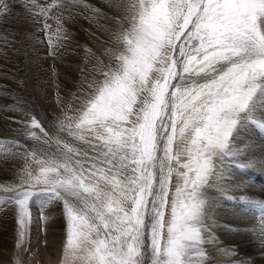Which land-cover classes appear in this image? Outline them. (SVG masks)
Wrapping results in <instances>:
<instances>
[{
	"label": "snow or ice",
	"instance_id": "6c2138e0",
	"mask_svg": "<svg viewBox=\"0 0 264 264\" xmlns=\"http://www.w3.org/2000/svg\"><path fill=\"white\" fill-rule=\"evenodd\" d=\"M19 2L41 31L55 21L57 41L67 29L53 10L86 6ZM15 4L0 0V21ZM123 7L117 48L78 105L63 106L51 127L36 116L21 121L39 147L19 145L25 165L18 182L0 185L10 193L0 200L16 206L21 248L31 204L61 201L65 264H206L210 181L226 159L254 168L237 137L248 126L264 131V0Z\"/></svg>",
	"mask_w": 264,
	"mask_h": 264
},
{
	"label": "rangeland",
	"instance_id": "374dc122",
	"mask_svg": "<svg viewBox=\"0 0 264 264\" xmlns=\"http://www.w3.org/2000/svg\"><path fill=\"white\" fill-rule=\"evenodd\" d=\"M38 2L41 4H45V3H47V4H53V3L60 4L61 0H38ZM64 2L67 4V0H64ZM103 2H104V0H103ZM109 2H111L112 4ZM113 2L111 0L108 1V3L105 1V3L109 4V10L105 11L104 13L106 15L109 13L107 16L108 17L110 16L109 17L110 21L114 24L112 25L109 22L111 24V26L106 27V25L102 22L99 24L100 28L95 26V27H93L92 30L91 29L88 30L89 37H88V41L86 42V48L87 49L92 48V45L95 46L94 42H96L98 44V46L104 47V50H105V51H103L104 54L102 53L103 59L105 61L104 64L108 63L109 56L117 48V45L115 43V36H116V32L118 31V29L120 27V22L117 19V17H124L125 15H127V12L123 6L128 3V0H113ZM117 3H119L121 5L120 8H117L115 6ZM85 5L87 7L86 6L84 7V5L68 6L67 9L68 8H70V9L69 10L66 9V12H65V10H62V9L61 10L60 9H54L53 11H54V13L56 12L55 14H57V15H59L60 12L63 11V22L65 25V23H66L65 20L68 19V21H71L73 19L72 16H74V15L76 16V14H80L81 11H85L86 15L91 14L90 13L91 10L89 8L90 5L89 4L88 5L85 4ZM69 13L72 14L70 17H68ZM74 13H76V14H74ZM25 17H28L27 13L24 11L23 6L19 2V0H16L15 7L13 9V14L10 17H8L6 21H0V41H1L0 42V53H1L0 56L2 59H4V60H1V62L3 61L5 64L3 66V65H1V62H0V82L2 83V88L0 91V98L10 99V102L15 103V105H11L9 107V110H14L16 107L18 108V109L17 108L15 109V111L17 113L16 119H18L20 122L21 121H28L31 116H36L40 121L45 122L48 125V127H51L52 123L55 122L56 118L61 115L60 110L63 106L69 105V104L78 105L79 99H81L83 97L84 91L87 89L88 84L94 80L95 74H93L91 72V70L89 69L88 60L84 55H81L82 58L84 59L83 64H87V66L85 68H80L79 69L80 72L70 71L69 69H65V68H59V66L57 68L48 70L47 75L49 77V84H47L46 87L48 89H50V91H51L50 96L54 97L55 104L57 105V107L59 109L58 115H55L53 117L48 115L46 110L44 109L42 103L40 102L41 101L40 96H38V94H37V92L39 91L37 89L39 84H37V83L40 82L41 74L43 72L42 71L40 73L39 71L36 72V70H35L36 68L39 69V67H37V65H35L37 63V60L34 58V56L37 53L36 52V46H38V43L32 44V42L34 41V39L36 40L35 37L37 34L35 36H33L34 39L32 38V34L31 35L29 34L31 32L30 30H33V28H31L27 24V20L25 19ZM89 18H94V17L91 14V15H89ZM16 19L17 20L20 19V21L17 22ZM22 21H23V23H22ZM104 21H105V19H104ZM10 23H12V25ZM47 23L48 24L51 23L50 25H52V26L56 25L55 21L51 20V19H49V21H47ZM29 24L31 25L30 21H29ZM103 25H105V26H103ZM38 26H39V24H38ZM64 27L70 28L68 24L65 25ZM96 30H100V32L97 33ZM103 31L107 32V33H104ZM33 32H34V30H33ZM101 32H103L104 37L100 36ZM111 33H114V34L112 35ZM43 35H44V33H43ZM47 37H48V35H46L45 38H47ZM47 40L48 39L45 40V43L47 45L46 46L47 50H45L43 52L45 53L46 56L53 57V55L55 53L53 51L55 49V46L51 45ZM90 41H92V42H90ZM87 49H85V51H87ZM33 59H35V61ZM94 69L95 68L92 67V70H94ZM35 73H37V74H35ZM60 79L66 80L68 82V86H64L61 83ZM72 79H74V81ZM97 79L98 80L101 79V76L99 74H98ZM43 80H42V82L44 83L45 79L43 78ZM71 85H72V87H70ZM3 87H4V89H3ZM2 90L5 92H2ZM67 96H69V97L67 98ZM38 97L40 98V101H39ZM24 105H25V108H24ZM18 115L22 116V117L20 118V117H18ZM22 130L24 131V125L23 124H22ZM20 140H22L24 143H28L27 140L24 138H20ZM236 142L239 145L240 153H244L247 157H250L253 160L257 159L260 161V163H262V161H264V131L259 130L255 126H248L241 132L240 136L237 137ZM28 147H31V146H28ZM35 147H39V145H35ZM12 157H13V159L11 160L12 163L8 164V171L10 173V179L8 180V179L0 178V185L5 186V187L10 185V184L18 182V179H19V176L21 173V169L25 165V160L21 159L20 154H18V156L16 154H13ZM225 161H227V160H225ZM225 161L223 162L224 164L226 163ZM217 163L220 165L219 161H217ZM229 165H231V164H229ZM217 177H218V175L216 176V178ZM212 179L210 181V184L207 188V193H206L208 200H210V197H211L210 192H209V188L212 185ZM214 181L215 180H213V182ZM256 190H254V192L250 196H248V198H247V201L251 205H254L256 202H264V191H262V192L258 191L259 192L258 193ZM260 193H262V194H260ZM3 195L4 196L10 195V193H6L4 191V187H0V196H3ZM208 200H207V210H208L207 213H209V201ZM1 203L4 204V208L0 207V216H1L0 217V229H2V231L5 234H7L9 237L4 235L3 232H2V234H0V245H2V248L4 250L6 249V247L8 248L5 251L7 253V250H8L7 257H6V255L5 256L2 255L3 259L1 257V259H0L1 263L0 264H18V261H19V264H31L30 256H31L32 251L35 248H36V250L34 251V253H36V255L38 253L37 256L35 255L36 257H38V259L36 258V261L34 260L33 264H58V262H59V264H65L66 258H65L64 244H65V239H66V221H65L63 204L61 201H52V202L47 203L43 206L39 202H33L31 204V206H30L31 222L27 228V234L24 238L22 248L17 247V238H18L19 226L17 223L16 206L12 203L5 202L3 200L1 201ZM252 210H254V208L249 209V212H244L243 216L246 215L245 216L246 219L249 217L254 218V214H253L254 211H252ZM54 215H57L56 217H58V215H59V217H61L60 219L62 221L58 220L60 222V226L58 227V228H60L59 232H58L59 241H57L56 243H54L52 245V242L48 241V239L54 240V236L53 237L50 236L47 240H45V239L48 237L47 235H48V232L50 231L49 229L50 228L55 229L53 221H51V219H53ZM2 218H6L7 220L4 219V221H3V220H1ZM240 218H241V215H240ZM261 218L262 217L259 218V225H257L256 227H254L251 224H247L246 226H248L249 227L248 229L251 230L250 231L251 233L249 232L250 234L248 235L249 239L251 241H253L255 247L258 246L257 248L264 250L263 244H261L260 246L258 245V242L259 241L261 242V239H260V236H261V226H260L261 225V223H260ZM211 222H212L211 216L207 214L206 219H205V224L207 226V230L204 233L205 238H206V242L204 244V248L206 250V264H215L213 262L214 257L212 255L214 252H212V251H213V248H215L217 246H221L225 249H228L226 251L229 252V254H233V255H230V258L234 257L233 258L234 260L241 261L238 264H248L249 259H247V257H249V256H247V254L244 253L245 255L244 254L240 255L239 252L235 249L234 245H231V244H229L228 246L221 245V243H223V241L219 240L218 238L221 234H223V230L221 228L216 229L214 226H212ZM234 227H236V228L238 227V229H241L242 225L241 226L236 225ZM234 232L236 233L237 230H235ZM10 238H11V241L14 240L13 244H10V241H9ZM5 239H6V241H5ZM2 241L4 244L2 243ZM46 242L49 245H47ZM215 243H220V245H218V244L216 245ZM50 245H52L51 249L49 248ZM54 245L56 247L57 246L58 247L57 248L53 247ZM30 246H32V248ZM59 246H61V248ZM43 247H44V249L46 248L47 250L43 251ZM40 248H42V249H40ZM57 249H61V250H57ZM231 250H233V251H231ZM39 251H41V252H39ZM56 251L59 253V255L55 254V253H57ZM44 252H46V253H44ZM42 253H43V256L40 255ZM49 253H50V255H48ZM25 258H28V259H25ZM60 258H61V260H60ZM259 261L261 262V264H264L263 258H261ZM223 263H226V262H223ZM231 263L233 264V262H231ZM70 264H79V261H71Z\"/></svg>",
	"mask_w": 264,
	"mask_h": 264
},
{
	"label": "bare ground",
	"instance_id": "6f19581e",
	"mask_svg": "<svg viewBox=\"0 0 264 264\" xmlns=\"http://www.w3.org/2000/svg\"><path fill=\"white\" fill-rule=\"evenodd\" d=\"M105 1L108 3V1H110V0H104V2H103V0H84L85 4L90 5V7H89L91 10L90 13L93 15L94 18H89V15H91V14L86 15L85 11H81L80 14L74 13V14H76V16L75 15L72 16L73 17L72 20L69 18L71 21H68V19L65 20V22H66L65 25L68 24L70 27V28H66L67 29V39H63L60 41H57V37L53 34V32L56 28V25L52 26L53 32L41 31L40 29L43 27L42 23H40L38 26V24L33 23L31 18H29V16L25 17V19L27 20V24L31 28H33V30H34V32H33V30H30L32 33L29 31L30 32L29 34L30 35L32 34L33 39H34L33 36H35L37 34L35 37L36 40L34 39L35 42L34 41L32 42V44L38 43V46H36V52L37 53L35 52L36 55L34 56V58L37 60V63L35 65H37V67H39V69L36 68L35 70H36V72L39 71L40 73L43 71L41 74L40 82L37 83V84H39L37 87V89L39 90L37 92V94H38V96H40L41 101H40V98L39 97L38 98H39V101L42 103L44 109L46 110L47 114L50 115L51 117L58 115L59 109H58L57 105L55 104L54 97L50 96V92H51L50 89H48L46 87V85L49 84V77L47 75L48 70L57 68L59 66V68H65V69H69L70 71L80 72L79 71L80 68H85L87 66V64H83L84 59L82 58L81 55H84L88 60L89 69L91 70V72L93 74H95L94 80H98L97 78H98L99 73L96 71V69L100 66L101 62L105 63V61L103 59V54H104L103 51H105V50H104V47L98 46V44L96 42H94L95 46L92 45V48L87 49L86 48V42L88 41V37H89L88 30H90V29L92 30L93 27H95V26L100 28L99 24L102 22L106 25V27H109V26H111V24L112 25L114 24L110 21V18H109L110 16L109 17L107 16L109 13L107 12L108 13L107 15L104 13L105 11L109 10V4L105 3ZM111 1L113 2V0H111ZM109 3H111V2H109ZM69 9L70 8H68L67 10H69ZM65 12H66V10H65ZM71 15L72 14L69 13L68 17H70ZM104 19H105V21H104ZM28 20L31 22V25L29 24ZM18 21H20V19L17 20V22ZM22 23H23V21H22ZM10 24L12 25V23H10ZM105 25H103V26H105ZM96 31H97V33L100 32V30H96ZM103 32L100 33V36H102V37H104ZM43 33H44V35L45 34L48 35V37L45 38L46 35L44 36ZM104 33H107V32H104ZM111 34L113 35L114 33H111ZM46 39H48L47 41L51 45L55 46L56 50H55L53 57L46 56L45 53L43 52V51L47 50V48H46L47 45L45 43ZM90 42H92V41H90ZM57 43H59V45H60L58 48H56ZM85 49H87V51H85ZM35 59H33V60L35 61ZM1 60H4V59H2L0 56V62H1ZM2 62H1V65L4 66L5 64H4V62L3 63ZM92 67L95 69L92 70ZM35 74H37V73H35ZM43 78L45 79L44 83L42 82ZM72 80L74 81V79H72ZM60 81L64 86H68V82L66 80L60 79ZM70 87H72V85ZM1 88H2V83L0 82V91H1ZM3 89H4V87H3ZM2 92H5V91L2 90ZM68 97L69 96H67V98ZM11 105H15V103L10 102V99L0 98V141L17 140L19 142V144H12V145L0 144V178L8 179V180L10 179V173L8 171V164L12 163V161H11L13 159L12 155L16 154L18 156V154H20L21 159L24 160V157H23L24 148L19 147V145L20 144H22V145L27 144L28 146H31V147L35 146L33 141L29 140L26 137L25 132L22 130V123L18 119H16L17 113H16L15 109L17 107L14 110H9V107ZM24 108H25V105H24ZM60 112H61V110H60ZM18 117L21 118L22 116L18 115ZM20 138L26 139L28 143H24L22 140H20ZM240 156L241 157H247L244 153H240ZM247 158L254 162V164H255L254 168L239 167V165L244 164L246 162L244 159H239V158L235 159V160L226 159L227 160V161H225L226 163L225 164L223 163L222 165L219 166L218 177L217 178L213 177L212 185L209 188V192H210L211 197H210V200H208L209 201V213H207V214L211 216L212 226H214L216 229L221 228L223 230V234H221L218 238L219 240L223 241V243H221V245H223V246H228L229 244L234 245L235 249L239 252L240 255L245 253V254H247V256H249V257H247V259H249L248 264H261V262L259 260L261 258L264 259V250L257 248L258 246L255 247L253 241H251L249 239L248 235L251 233L250 232L251 230L248 229L249 227L246 225L251 224L254 227H256L257 225H259V218L264 217V213L261 212V202H256L254 205H251L247 201L248 196H250L254 192V190L257 189L256 190L257 192L258 191L259 192L264 191V162L260 163V161L257 159L253 160L250 157H247ZM229 164H231V165H229ZM213 180H215V181L213 182ZM244 185H248V186L246 187ZM260 194H262V193H260ZM241 196H245L247 198L242 200V199H240ZM229 197H232V198L230 199ZM1 201L2 200H0V207L4 208V204H2ZM252 208H254V210H252V211H254V213H253L254 218L249 217L246 219V217H245L246 215L243 216V213L249 212V209H252ZM240 215H241V218H240ZM56 216L57 215H54L55 218L53 217V219H51V221H53L55 229L50 228L49 229L50 231L48 230L49 231L48 235H47L48 237L45 239V240H47L50 236L51 237L54 236V240L48 239V241L52 242V245L54 243H56L57 241H59L58 232H59L60 228H58V227L60 226V222L58 220H61L60 219L61 217H59V215H58L59 218ZM4 219L7 220L6 218H2L1 220L4 221ZM236 225L237 226L242 225L241 229H238V227L237 228L234 227ZM235 230H237L236 233L234 232ZM2 232H3L2 229H0V234H2ZM4 235L9 237L5 233H4ZM5 241H6V239H5ZM9 241H10V244H13V242H14V240L11 241V238ZM2 243H3V241H2ZM215 244L220 245V243H215ZM261 244L264 245V243L259 241L258 245L260 246ZM47 245H49V244L47 243ZM52 245H50V247H49L50 249L52 248L51 247ZM30 247L32 248V246H30ZM53 247H56V246L54 245ZM59 247L61 248V246H59ZM6 249H8V248L6 247ZM6 249L4 250L2 248V245H0V259H1V257L3 259V256H5V255L7 257L8 250L6 253L5 252ZM40 249H42V248H40ZM35 250H36V248L32 251L31 256H30L31 264H33L34 260L36 261V258L38 259V257H36L38 255V253L36 255V253H34ZM46 250L47 249L46 248L44 249V247H43V251H46ZM57 250H61V249H57ZM226 250H228V249H225L221 246H217V247L213 248L212 252H214V253L212 255L214 257L213 262L215 264H230L231 262H233V264H238L239 262H241L238 260H234L233 259L234 257L230 258V255H233V254H229V252H227ZM233 250H231V251H233ZM39 252H41V251H39ZM44 253H46V252H44ZM55 254L59 255L58 252ZM40 255L43 256V253ZM48 255H50V253ZM25 259H28V258H25ZM60 260H61V258H60ZM223 262H226V263H223ZM0 263H1V260H0ZM58 264H59V262H58Z\"/></svg>",
	"mask_w": 264,
	"mask_h": 264
}]
</instances>
